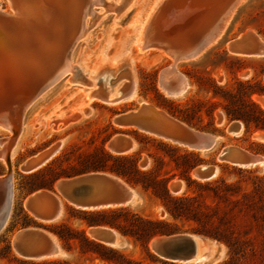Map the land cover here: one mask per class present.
<instances>
[{"label":"rangeland","instance_id":"obj_1","mask_svg":"<svg viewBox=\"0 0 264 264\" xmlns=\"http://www.w3.org/2000/svg\"><path fill=\"white\" fill-rule=\"evenodd\" d=\"M106 1V5L101 0L93 6V15L86 19L89 30L74 45L71 60L76 69L60 78L28 107L16 145L8 151L6 159L0 158V180L8 176L9 159L14 187L10 217L0 232V264H116L102 260L94 250L82 254L81 239L74 237L65 243L53 233L66 226L75 232L83 231L87 238L93 240L89 229L95 226H90L88 222L94 219L91 213L96 210L84 211L64 203L62 215L57 220L41 222L26 209L24 203L29 195L43 189H37L39 183L32 177L43 168L51 167L54 171L46 175L51 182L66 173L92 170V164L102 156L101 150L114 157L121 156L107 147L109 140L118 133L130 135L135 140L134 150L125 155L137 158V167L141 172L157 173L161 178L169 179L167 187L173 197L196 196L201 209L205 210V206L217 204L214 199L217 191L231 203L238 204L242 210L238 224L244 231L241 236L244 240H251L255 250L254 257L244 264H264V165L241 168L218 160L220 153L229 146L264 156V143L252 138L254 133L264 130L257 128L251 106L253 103L264 111L254 100L255 96L264 98L257 93L264 89V56H240L228 50L229 43L246 32L255 34L264 42V0H241L228 18L218 42L206 48L197 58L178 64L177 70L187 78L189 85L180 96L166 95L160 84L162 72L173 63L172 59L157 50L140 52L138 49L143 28L147 27L148 33L152 31L149 35H153L154 40H163L178 48L188 47L200 33L208 32L205 30L211 28L215 16L230 0H133L127 8L126 0ZM0 10L13 13L11 1L0 0ZM91 18L94 19L92 25L88 23ZM149 20L153 27L161 26V29H153ZM117 67L120 69L115 72ZM130 67L135 79L136 96L133 99L120 104L89 99L92 89L102 91L108 87L105 78L99 77L102 71L108 70L105 76L114 73L110 87L119 89L126 87ZM91 77H94L92 86ZM33 87L27 78L8 76L2 79L0 110L12 109L23 102L22 98H29ZM139 100L164 110L194 130L216 136V145L211 150L195 151L137 129H122L114 124L117 115L137 109ZM233 123L242 125V135L233 136L228 132ZM11 137L13 134L9 130L0 127V151L5 150L2 142ZM51 149H57V152L41 168L32 173L21 171L20 167L26 160ZM143 158L148 161L146 168L141 166ZM104 162L115 164L113 160ZM207 165L217 166V175L209 181L198 180L194 170ZM62 178L67 177L60 176L57 180ZM187 178L193 182L191 185H188ZM57 180L51 189L46 190H53ZM123 180L137 194L133 204L102 210L124 209L148 219L176 223L182 230H189L182 234H194L190 230L195 222L174 221L163 201L151 189L146 190L141 183ZM175 181L184 184L178 194L170 190L171 183ZM4 196L6 191L0 189V209ZM223 204L220 203L221 206ZM220 213L223 214V210ZM28 227L52 233L63 254L44 260H27L18 256L12 248L13 235ZM125 240L124 247L105 246L141 264H182L161 260L152 253L149 243L144 248L134 238ZM214 242L213 257L199 264H221L228 260L226 246Z\"/></svg>","mask_w":264,"mask_h":264},{"label":"water","instance_id":"obj_2","mask_svg":"<svg viewBox=\"0 0 264 264\" xmlns=\"http://www.w3.org/2000/svg\"><path fill=\"white\" fill-rule=\"evenodd\" d=\"M49 22L52 23V21ZM83 25L84 22L81 26L82 28L84 27ZM79 36L74 37L71 43H75ZM209 42L208 38H202L200 40V48H204ZM259 49L260 47H256L254 39L247 32L232 40L228 48L229 52L234 55L262 56L260 54L263 53H260ZM187 52L191 57H195L197 54L194 48H188ZM48 85L47 81H42L35 90L33 98L38 97ZM32 99L28 103L23 100L26 103H24V107H27ZM113 122L122 129H137L195 151L211 150L216 145V136L194 130L187 125L186 127L171 115L146 103L140 104L135 110L117 115ZM235 130L233 123L229 127L228 132ZM179 133L184 136L178 137L177 134ZM260 140L264 143V135L260 136ZM134 141L132 136L118 133L109 140L107 147L116 155H125L133 150ZM36 156L31 157L21 165L20 169L22 172H35L52 157L35 159L34 157ZM218 160L241 168L264 164V156L237 146L225 148L220 153ZM141 166L143 168L148 166L147 159H142ZM216 168L217 166L215 165L200 166L196 168V178L202 181H209L217 175ZM8 172V177L5 180H0V189H8L10 191L12 202L13 174L9 159ZM181 188V184L176 183L172 185L170 190L178 194L181 192ZM45 193L55 197L56 206L54 209L48 208L43 202ZM135 195V191L119 176L107 172H91L59 179L54 184L53 190L41 189L32 193L26 198V204L24 203V205L30 213L32 212V215L34 214L33 216L37 220L52 222L57 220L61 214L62 201L77 209L90 211L130 206L134 201ZM9 216L10 212L0 211V232L5 228ZM53 236L52 233L42 228H23L13 235L12 248L18 256L27 260H40L57 256L60 253V247L54 241ZM89 236L91 239L113 248L126 245L125 238L116 230L108 227H91ZM120 237L121 239L123 238V242L118 241ZM210 242L214 241L203 239V237L196 234L178 233L154 237L149 242V248L155 256L164 261L199 264L213 257L215 242L212 250H210Z\"/></svg>","mask_w":264,"mask_h":264},{"label":"bare ground","instance_id":"obj_3","mask_svg":"<svg viewBox=\"0 0 264 264\" xmlns=\"http://www.w3.org/2000/svg\"><path fill=\"white\" fill-rule=\"evenodd\" d=\"M9 1H11L12 3V8L14 9V12L6 13L0 10V81L2 79H5L8 76L9 77L14 76L17 78L22 77V79L27 78L31 80V83H33L34 85L32 93L29 95V98H26L25 100H24L25 97L22 98V100L28 103L29 100L33 98L35 90L40 86L42 81H47L49 85L45 90H43L40 93L39 96H41L46 90H48V88H50L53 84H55L64 75H66L67 73H71L76 69V67L72 64V60H71V53H72V50L76 42L72 44L71 41L74 37L78 35H80L79 38L86 35V33L89 30V27H88L89 25L86 23V19L88 20L89 16L93 15L92 14L93 6L99 4L101 0H9ZM102 1H103V5H106L107 1L106 0H102ZM126 1H128L127 6H125L127 8L133 2V0H126ZM240 1L241 0H230L227 6L224 5L225 8L222 7L223 10L215 16L213 25L209 24L210 26L212 25L211 28L207 27L208 30L207 29L205 30L208 32L206 34L202 32L199 34L198 37L196 36L197 39L199 40H197L196 38L195 39L193 38L194 41L191 43L192 46L190 45L186 47L185 45V47L178 48L176 44H175L176 47H174L173 46L174 44L172 45L169 42H166L163 40L162 41L154 40L153 35L152 36L149 35L152 31L148 33L149 31H147L148 30L146 29L147 27L143 28V31L138 41V49L140 50V52H145L149 50H157L167 55L168 57H170L173 61V63L167 69H165L161 75L160 84H161V88L166 93V95L180 96L187 91L189 87L188 80L184 75L179 73V71L177 70L178 64L183 61H189V60H193L197 58L204 52L206 48L218 42V40L221 38L223 34L228 18L232 14L235 6ZM119 2L117 3L119 4ZM226 2L228 1L226 0ZM152 13L153 12H151V14ZM151 19L154 20V18H151ZM92 20L94 19L91 18L88 21L90 25H92L91 24ZM49 21H52V23H50ZM83 22H84V25H83L84 27L82 28L81 26ZM149 26H152L151 21H150ZM154 27L156 29H159L161 26L159 28H157L156 26ZM58 28L59 30H57ZM161 33H158V34H161ZM203 33L205 35H203ZM248 34L254 39L256 47H260L259 51L260 53H263L260 55L264 56V42L256 38L254 36L255 34L253 35V33L251 32H248ZM204 37L208 38L210 42L208 43L207 46H204V48H200L201 47L200 40ZM64 40H67V41L65 42ZM186 42H189V41H186ZM188 48H194L197 51V54L195 57H191L188 54L187 52ZM249 56H252V55H249ZM119 69L120 68L117 67L114 70L115 72H117ZM102 72H103V75H101ZM102 72L99 74V77L103 76V79L105 78L106 85L108 87L103 89L102 91L99 89L98 90L92 89V91L89 94V99L91 100L99 99L108 104H120L124 101L133 99L136 96L135 91H134L135 79H134V74L132 72L131 67L128 73L129 76L127 77V84L125 88L123 87L119 89L111 88L110 80H111V77L114 75V73H111L105 76L108 70H104ZM93 79L94 77H91L89 79L90 86H92L91 81H93ZM25 81L27 80L25 79ZM38 97L33 98L31 103L27 107H24L25 102H21L13 106L12 109L10 108L6 110L4 108L0 110V127H3L9 130L13 134V137L2 142L3 146L5 147V150L0 151V158L6 159L8 157V151L11 150L16 145L17 138L20 132L22 131V121H23L24 113L26 112L28 107ZM254 100L264 108V104H263L264 98L263 97L255 96ZM139 102L140 104L142 103L149 104L142 100H139ZM162 111L166 113L164 110ZM182 125L186 126L183 123ZM240 125L238 123H234L236 130L231 132L233 136L242 135L243 128H242V125L241 126ZM263 135H264L263 131L256 132L252 135V138L254 140L262 142L260 140V136H263ZM177 136L183 137L184 135L182 133H179L177 134ZM216 142H217V137H216ZM134 147H135V141H134ZM134 147H133V150H134ZM56 150L57 149L55 150L51 149L49 151H46V152H43L37 155L34 158L35 159L36 158H49L53 156L55 152H57ZM216 169L218 172V168ZM194 175L196 176V169L194 170ZM7 177L1 180H5ZM176 183L181 184L182 186L181 189L183 190L184 184L182 181H175L171 183L170 188L172 187L173 184H176ZM5 191H6V196H4L5 199H4V202L2 204L0 211L4 210L7 212H10L12 205H13L14 187H13L12 202H11L10 191L8 189H6ZM45 194L46 195L43 198V202L45 203V205H47L48 208L54 209L56 206L55 197H53L49 193H45ZM136 196L137 194L135 195L134 201L136 199ZM10 202H11V205H10ZM25 204H26V201H25ZM65 204L62 201V209H61L60 216L62 215ZM53 238L56 244L58 245L54 236ZM118 241L123 242L124 240L123 238L121 239L120 237L118 238ZM213 245H214V242H210V250L213 249ZM118 247H122V246H118ZM200 247H201V244H200ZM62 254L63 252L60 248V253L57 256L50 257V259L59 257ZM44 259H48V258H44ZM44 259H40V260H44ZM210 259H208L207 261H209Z\"/></svg>","mask_w":264,"mask_h":264},{"label":"trees","instance_id":"obj_4","mask_svg":"<svg viewBox=\"0 0 264 264\" xmlns=\"http://www.w3.org/2000/svg\"><path fill=\"white\" fill-rule=\"evenodd\" d=\"M257 93L264 95V89ZM251 106L253 107V119L257 128L264 130V111L253 103H251ZM101 155L100 159L92 164V170L66 173L60 176L71 177L90 171L109 172L127 180L128 183H141L146 190L151 189L154 195L163 201L167 213L174 221H193L196 225L191 227L190 231L192 233L226 246L228 260L221 264H244L248 259L250 261L254 257L255 250L252 241L244 240L241 236L244 231L238 224L239 214L242 212L238 204L231 203L227 197L220 196L214 189V192L216 191L214 199L217 204L214 206L207 205L205 210H202L198 197H173L167 187L169 179L161 178L157 173L141 172L137 167V158L128 155L114 157L103 150H101ZM104 160H113L115 164H108ZM48 173H54L51 167L43 168L32 174V177L39 183L37 189H51L55 180L60 177L57 176L53 181L48 182L46 178ZM186 180L188 185L193 183L190 178ZM225 188H229V186L225 185ZM221 202L224 203L223 206L220 205ZM222 210L223 214L220 213ZM91 214L94 219L88 222L90 226H104L115 229L124 238H134L144 248H147L150 240L158 235H171L189 231L182 230L176 223L148 219L124 209L96 210ZM53 233L65 243L74 237L81 239L83 244L82 254L94 250L102 260L115 262L116 264H141L97 241L90 240L83 231L75 232L69 227L63 226L59 231H53Z\"/></svg>","mask_w":264,"mask_h":264}]
</instances>
